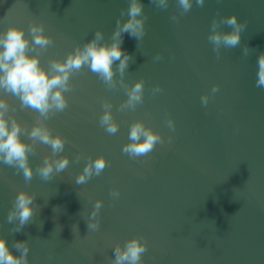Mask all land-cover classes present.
<instances>
[{"label":"water","instance_id":"obj_1","mask_svg":"<svg viewBox=\"0 0 264 264\" xmlns=\"http://www.w3.org/2000/svg\"><path fill=\"white\" fill-rule=\"evenodd\" d=\"M140 3L147 16L145 36L137 49V40L124 33L121 49L134 60L126 82L144 79L143 104L120 112L118 105L126 99L122 88L107 89L87 67L73 74V89L65 93L68 107L46 121L53 135L67 138L58 156L67 155L69 165L42 180L35 169L51 148L39 142L35 154H29L30 182L0 162V237L16 256L14 242H28L29 264H111L113 246L133 236L147 242L145 264H264V89L255 86L258 56L264 51V0H204L202 7L193 0L183 16L176 0H169L167 9L150 0ZM127 7L128 0H0V32L23 28L31 41L29 22L43 23L54 40L39 58L47 69L49 59L63 60L97 29L110 42L122 9L121 21L127 19ZM233 13L247 21L241 46L222 47L217 59L207 39L211 21ZM173 14L178 23L170 20ZM220 30L231 31L227 25ZM244 44L252 50L247 57ZM157 52L162 59L153 61ZM156 84L163 91L153 96ZM213 84L219 91L205 108L200 97ZM0 96L15 108L11 114L31 128L37 113L21 110L15 96L2 91ZM103 99L112 102L119 124L115 135L99 125ZM167 116L174 131L165 123ZM137 119L165 143L147 157L132 159L121 149ZM21 139L30 142L26 135ZM101 155L108 166L76 185L87 157ZM113 188L119 189L118 199L110 195ZM20 190L36 195L34 220L14 232L7 213ZM96 199L102 201L100 229L91 231L83 217Z\"/></svg>","mask_w":264,"mask_h":264},{"label":"clouds","instance_id":"obj_2","mask_svg":"<svg viewBox=\"0 0 264 264\" xmlns=\"http://www.w3.org/2000/svg\"><path fill=\"white\" fill-rule=\"evenodd\" d=\"M159 9H167L169 0H150ZM180 16L189 12L193 7V0H176ZM198 7H202L204 0H195ZM127 19L121 21L125 15L122 9L120 17H117L115 28L111 33L110 42L105 40L102 30L97 29L90 40L82 45L77 44L67 53L63 60L51 58L47 69L40 64V55L54 45L51 36L45 34L43 23L29 22V34L31 41L24 34V29L9 26L6 31L0 32V91L15 96L20 101V109H31L36 112L34 124L29 128L22 125L12 112L15 108L10 106L5 98L0 96V162L13 168L17 173L22 172L26 183L33 178V168L29 164V154H35L37 142L50 146L51 155H45L43 162L37 165L35 172L44 181H49L54 173L63 172L69 165L67 155L58 156L64 151L67 138L60 134H52L46 121L56 113L63 112L68 107L66 92H71L73 74L82 71L85 67L103 82L109 90L122 88L126 93V99L118 105V111H134L144 102V79L135 80L129 85L125 80V73L129 62L133 61L126 51L121 49L123 34L128 33L137 40V49L142 42L146 29L147 16L143 11L140 0H128L126 9ZM219 15V14H218ZM173 23L179 22V16L173 14L170 17ZM227 25L231 31H221V26ZM247 21H239L233 13L228 16L214 17L211 21L208 41L212 45V51L216 58H221V48L233 49L241 46V33L246 29ZM34 55H29V52ZM252 50L247 44L242 46V55L247 57ZM142 53V52H141ZM143 54V53H142ZM162 56L159 52L153 56V61H159ZM118 61V64L116 62ZM116 64L114 68L113 65ZM118 74V75H117ZM257 88L264 89V51L258 56ZM151 94L163 91L159 84L153 85ZM219 91V85L213 84L208 93L200 97L201 105L207 107L209 100ZM103 112L99 116V125L109 135H115L119 131V124L112 113V102L108 99L101 101ZM167 127L174 131L175 124L170 116L166 117ZM26 135L30 142L21 139ZM171 136L168 142L171 143ZM165 138L151 127L145 125L142 120H134L129 126L128 142L122 146L121 151L132 159L147 157L157 146L163 145ZM80 155L75 157L80 160ZM108 166L105 158L101 156L93 159L87 157L83 170L75 177V184L82 185L93 176H99ZM247 183V182H246ZM235 190V189H234ZM79 195V194H78ZM114 199L120 196L119 189L110 190ZM35 193L24 190L17 192L12 207L7 213V222L14 223L12 231L19 232L23 226L34 220ZM47 203V201H45ZM36 206V205H35ZM102 201L96 199L93 207L85 219L87 228L91 231H99V212ZM39 211V206H36ZM57 209H54L56 211ZM18 221V222H17ZM214 225V221L212 222ZM78 232L76 225L72 226L74 232ZM75 234V233H74ZM13 247L19 251V255H13L9 250L4 237H0V264H29V244L26 241H16ZM114 259L111 264H145L142 259L147 251V242L143 236H133L124 241L123 246L117 242L113 246Z\"/></svg>","mask_w":264,"mask_h":264}]
</instances>
